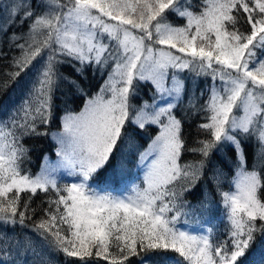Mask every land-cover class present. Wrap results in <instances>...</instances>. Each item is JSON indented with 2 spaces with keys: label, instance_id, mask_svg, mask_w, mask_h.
<instances>
[{
  "label": "snow or ice",
  "instance_id": "snow-or-ice-1",
  "mask_svg": "<svg viewBox=\"0 0 264 264\" xmlns=\"http://www.w3.org/2000/svg\"><path fill=\"white\" fill-rule=\"evenodd\" d=\"M0 59L14 69L0 91L26 85L0 117V264H51L31 237L10 234L16 227L80 264L168 252L175 256H162L165 264H264V252L249 257L257 239L264 245V0H200L198 8L192 0H0ZM64 65L82 78L86 69L100 75L99 90L89 96ZM63 84L84 97L78 112L56 103ZM186 95L205 134L192 145L186 115H177ZM151 126L158 134L140 153L142 181L119 189L122 162L105 173ZM26 138L50 139L55 162L35 174L23 167ZM185 154L199 159L182 162ZM225 167L235 172L230 191L221 187ZM205 178L221 198L222 239L204 227L210 220L200 223L211 200L184 199ZM38 192L47 207H31ZM190 222L199 227L181 226Z\"/></svg>",
  "mask_w": 264,
  "mask_h": 264
},
{
  "label": "trees",
  "instance_id": "trees-1",
  "mask_svg": "<svg viewBox=\"0 0 264 264\" xmlns=\"http://www.w3.org/2000/svg\"><path fill=\"white\" fill-rule=\"evenodd\" d=\"M11 0H4V3H10ZM192 3L197 5V8L199 7L200 0H192ZM197 9L194 8L193 11H196ZM169 21L174 25H183L185 21L181 18H178L176 16H169ZM243 30V29H242ZM13 31H20L23 32L25 29H13ZM4 44L3 47L5 50H7V37H3ZM9 55H19L18 52H10ZM61 72L64 76L70 77L72 79L77 80L80 85L84 88L85 92L88 93L89 96L96 93L100 86L103 83V78L93 73L90 70H85L83 78L76 74L73 67L69 65H64L61 67ZM14 71L13 68L9 66V62L6 59H0V83H3L8 78L5 76L6 72ZM26 78L21 77V80L24 81ZM208 82L205 80H201L199 82V88L200 89H206ZM189 87H195V83L189 85ZM26 88V85H25ZM25 88L18 87L16 84H11L9 88L6 90L0 91V117L7 114V111L11 109L15 104L19 103V101L22 99L23 92L25 91ZM62 88L64 90L63 95L59 96V99L56 101V103L59 105V108L65 109H71L72 111L78 112L84 103V97L79 96L74 93V90L70 88L69 85L63 84ZM4 96V97H3ZM143 99H149L148 95H143ZM207 98V91H205V98ZM204 99H200L198 101L199 104L204 103ZM59 114H62L59 113ZM177 115L178 117H183L186 115L187 122L184 126V136L189 145H192L194 143V140L199 136V138H204V133H197L195 125L201 121L200 115H193L191 110L187 107V95L185 96V103L181 104L180 107L177 109ZM59 129V123L57 122L52 126L50 131L55 132ZM158 134V130L155 126L148 127L146 131L142 132L141 134L137 135L135 137L134 143L131 144L130 147L126 146L123 150V152H120L117 154V159L113 160L105 173L107 176L111 177L114 172V168L117 164V161L122 162V175L125 177L124 184H118L119 189H123L125 184L131 185L132 183L141 182L143 177V162L140 159V153L145 152L149 149V145L151 143V140L155 137V135ZM24 144L26 147L31 149L30 152V160L25 161L23 167L29 169L33 174L37 173L41 166L48 162V160H55L57 159L54 155V143L47 138H40V139H33V138H26L24 140ZM246 152L249 157V168H251L252 163V152L253 148L251 145H249L246 148ZM231 154H229L230 156ZM47 157L48 159H45ZM199 156H195L192 154H185L182 157V162L184 161H192V160H198ZM226 172V179L221 185L222 189L224 191H230V181L233 178L235 172L230 167H225ZM70 177H65V181L70 180ZM98 182H102V178ZM141 187H143V184L141 183ZM207 197L209 200H211V210L205 214L201 220L200 223H202L204 220H210V223L205 224L204 227H214V233L215 236L222 239L224 238V227H225V219H224V209L221 205V198L217 194L216 190L212 187V185L207 182V178H205L204 181H201L197 186L190 192L185 193L184 199L191 202L192 204H199L202 200ZM47 199V196L44 193L38 192L37 195L34 197L31 207L32 208H40V207H47V204L45 203ZM43 215L41 211H38L35 216L32 217L31 221H28V223L31 225L35 221L39 220L40 217ZM182 227H186L188 229L193 228L197 229L199 227V223H193L190 222L187 225H181ZM10 234L16 235L21 237L22 239H25L27 237H31L32 240L36 242V246L39 250H41L45 255L50 256L51 264H80L79 260L76 258H66L60 253H49V250L47 248H44L42 246L41 241L36 236L35 233L31 232L28 228H20L16 227L15 232L12 233L11 230ZM27 234V236H25ZM262 252H264V245L261 244L260 240L257 239L256 244L253 245L252 249L249 252L250 258H255L259 256ZM162 256L167 257H173L175 256V253L168 252V253H147L142 254L141 257H131L129 264H140L141 260H145L146 264H165V261L161 259ZM29 259H33L30 257ZM36 264H39V261H36ZM92 264H107V262H92Z\"/></svg>",
  "mask_w": 264,
  "mask_h": 264
},
{
  "label": "rangeland",
  "instance_id": "rangeland-1",
  "mask_svg": "<svg viewBox=\"0 0 264 264\" xmlns=\"http://www.w3.org/2000/svg\"><path fill=\"white\" fill-rule=\"evenodd\" d=\"M148 150H150V149H148ZM149 159H151V157H149ZM55 160H56V159H55ZM55 160H51V161H52V162H55ZM46 163H48V162H46ZM46 163H45V164H46ZM187 229H188V228H187ZM188 230L191 231V230H194V229H193V228H190V229H188Z\"/></svg>",
  "mask_w": 264,
  "mask_h": 264
},
{
  "label": "bare ground",
  "instance_id": "bare-ground-1",
  "mask_svg": "<svg viewBox=\"0 0 264 264\" xmlns=\"http://www.w3.org/2000/svg\"><path fill=\"white\" fill-rule=\"evenodd\" d=\"M4 97V96H3Z\"/></svg>",
  "mask_w": 264,
  "mask_h": 264
}]
</instances>
